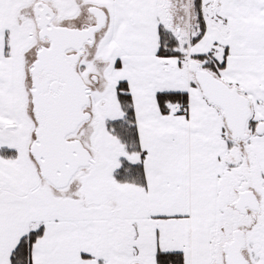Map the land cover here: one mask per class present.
<instances>
[{
    "label": "snow or ice",
    "instance_id": "obj_1",
    "mask_svg": "<svg viewBox=\"0 0 264 264\" xmlns=\"http://www.w3.org/2000/svg\"><path fill=\"white\" fill-rule=\"evenodd\" d=\"M0 264H264V0H0Z\"/></svg>",
    "mask_w": 264,
    "mask_h": 264
}]
</instances>
